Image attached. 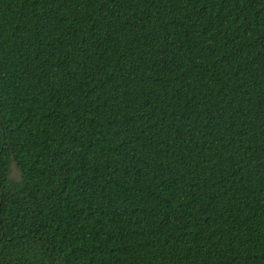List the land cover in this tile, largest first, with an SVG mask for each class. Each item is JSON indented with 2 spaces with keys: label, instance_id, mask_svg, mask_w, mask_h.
<instances>
[{
  "label": "trees",
  "instance_id": "trees-1",
  "mask_svg": "<svg viewBox=\"0 0 264 264\" xmlns=\"http://www.w3.org/2000/svg\"><path fill=\"white\" fill-rule=\"evenodd\" d=\"M0 264H264V0H0Z\"/></svg>",
  "mask_w": 264,
  "mask_h": 264
},
{
  "label": "water",
  "instance_id": "water-1",
  "mask_svg": "<svg viewBox=\"0 0 264 264\" xmlns=\"http://www.w3.org/2000/svg\"><path fill=\"white\" fill-rule=\"evenodd\" d=\"M12 172L10 173L9 179L11 182H19L21 181V172L18 170L17 166L15 163L12 164Z\"/></svg>",
  "mask_w": 264,
  "mask_h": 264
}]
</instances>
